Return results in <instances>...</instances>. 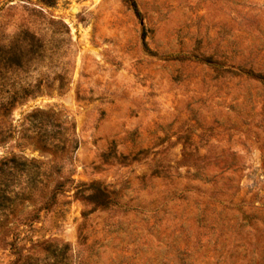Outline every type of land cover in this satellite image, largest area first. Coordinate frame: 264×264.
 I'll use <instances>...</instances> for the list:
<instances>
[{
    "label": "rangeland",
    "instance_id": "374dc122",
    "mask_svg": "<svg viewBox=\"0 0 264 264\" xmlns=\"http://www.w3.org/2000/svg\"><path fill=\"white\" fill-rule=\"evenodd\" d=\"M0 264H264V0H0Z\"/></svg>",
    "mask_w": 264,
    "mask_h": 264
},
{
    "label": "trees",
    "instance_id": "16d2710c",
    "mask_svg": "<svg viewBox=\"0 0 264 264\" xmlns=\"http://www.w3.org/2000/svg\"><path fill=\"white\" fill-rule=\"evenodd\" d=\"M48 5H52V1L51 2L49 1Z\"/></svg>",
    "mask_w": 264,
    "mask_h": 264
}]
</instances>
